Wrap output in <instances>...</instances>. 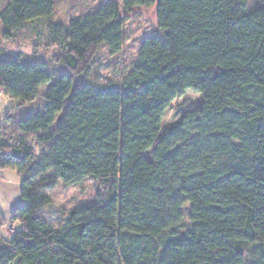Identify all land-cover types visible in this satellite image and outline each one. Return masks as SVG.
I'll use <instances>...</instances> for the list:
<instances>
[{
  "label": "trees",
  "instance_id": "1",
  "mask_svg": "<svg viewBox=\"0 0 264 264\" xmlns=\"http://www.w3.org/2000/svg\"><path fill=\"white\" fill-rule=\"evenodd\" d=\"M56 3L0 5L1 40L44 19L65 67L0 49V94L16 101L0 117V169L21 175L23 200L0 264H264V0L250 13L247 0H108L67 22L51 19ZM141 7L159 36L93 81L99 48L118 51ZM187 89L198 104L164 124ZM88 177L96 199L52 226L44 190Z\"/></svg>",
  "mask_w": 264,
  "mask_h": 264
},
{
  "label": "rangeland",
  "instance_id": "2",
  "mask_svg": "<svg viewBox=\"0 0 264 264\" xmlns=\"http://www.w3.org/2000/svg\"><path fill=\"white\" fill-rule=\"evenodd\" d=\"M106 1L108 0H57L51 19L67 22L72 17L95 10ZM115 1L121 3V0ZM2 2L3 0H0V5ZM260 5L261 0H247L244 12L250 13ZM124 19V37L119 50L110 52L107 46L102 45L87 73L88 77H91L95 82H107L110 79L118 78L126 72L129 64L136 58L143 39L147 36H159L155 31L153 7L135 8L132 12L127 13ZM46 23L44 19L28 22L23 28L15 31L12 40L0 39V49L3 48L11 53L20 52L26 58L43 62L47 70L56 76V74L64 73L65 67L53 61L59 57L56 47L46 45L48 43ZM199 100L200 95L196 91L187 89L183 95L172 100L165 112L164 124L172 123L184 109L195 107ZM35 103L40 106L38 100ZM15 104V100L7 98L6 107L8 110L6 113L9 111L12 113ZM10 131L8 129L7 132ZM20 181L21 175L16 170L0 169V194L2 191L9 192L11 200H14L16 193L20 196ZM97 191V180L90 177L68 187L59 183L55 188L44 190V193L50 196L51 203L42 208L41 215L52 226H56L71 208L94 201ZM19 196L17 197L19 198ZM3 217L7 224L1 228V235L9 239L18 225L11 221V215L8 218L5 215Z\"/></svg>",
  "mask_w": 264,
  "mask_h": 264
},
{
  "label": "crops",
  "instance_id": "3",
  "mask_svg": "<svg viewBox=\"0 0 264 264\" xmlns=\"http://www.w3.org/2000/svg\"><path fill=\"white\" fill-rule=\"evenodd\" d=\"M3 95L0 94V117H2L7 112V105H6V99L2 98ZM20 193V192H19ZM11 194L6 191H2L0 194V211L2 212L5 217H10L14 207L22 203V198L17 193L15 195V199L11 200ZM19 196V198L17 197ZM1 233V231H0Z\"/></svg>",
  "mask_w": 264,
  "mask_h": 264
}]
</instances>
